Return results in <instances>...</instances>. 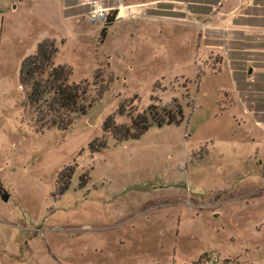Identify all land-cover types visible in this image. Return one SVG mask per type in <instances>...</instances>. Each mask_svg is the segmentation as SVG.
Wrapping results in <instances>:
<instances>
[{
	"label": "rangeland",
	"instance_id": "1",
	"mask_svg": "<svg viewBox=\"0 0 264 264\" xmlns=\"http://www.w3.org/2000/svg\"><path fill=\"white\" fill-rule=\"evenodd\" d=\"M124 1L0 0V264H264V0ZM44 40L87 86L64 130L23 106ZM149 105L183 122L103 131Z\"/></svg>",
	"mask_w": 264,
	"mask_h": 264
},
{
	"label": "trees",
	"instance_id": "2",
	"mask_svg": "<svg viewBox=\"0 0 264 264\" xmlns=\"http://www.w3.org/2000/svg\"><path fill=\"white\" fill-rule=\"evenodd\" d=\"M107 18L108 23H112L115 12ZM105 35L106 26L101 29V36ZM56 51L51 40L39 43L35 53L21 64L19 84L24 93V110L35 124L40 128L57 127L64 130L71 125L76 114H85L90 104H86L87 86L83 82L71 84L70 69L54 65ZM162 112L160 114L156 106L149 105L144 112L133 116L129 125L117 124L112 115L104 120L102 129L116 141H122L139 138L153 124L162 126L183 122L180 106L175 111L163 109ZM118 113H123L122 107H119Z\"/></svg>",
	"mask_w": 264,
	"mask_h": 264
},
{
	"label": "crops",
	"instance_id": "3",
	"mask_svg": "<svg viewBox=\"0 0 264 264\" xmlns=\"http://www.w3.org/2000/svg\"><path fill=\"white\" fill-rule=\"evenodd\" d=\"M103 2H104V0H77L76 5L81 6V7H88L90 9V11H92L95 7H104V8H109V10L116 9L118 11H121L123 9H126L129 6L136 5V3H125L124 0H115L113 3L114 6L105 7L103 5L104 4ZM199 20H201V16H199ZM255 27H257V26H255ZM253 28L254 27H252L250 25H241V24L233 25L232 24L230 30H228L229 34L225 33L224 38L225 39L234 38V32H241L242 35L246 36L245 33L252 32ZM263 28L264 27H261V29H263Z\"/></svg>",
	"mask_w": 264,
	"mask_h": 264
},
{
	"label": "built area",
	"instance_id": "4",
	"mask_svg": "<svg viewBox=\"0 0 264 264\" xmlns=\"http://www.w3.org/2000/svg\"><path fill=\"white\" fill-rule=\"evenodd\" d=\"M109 8L95 7L90 14V20L92 22L104 23L109 14Z\"/></svg>",
	"mask_w": 264,
	"mask_h": 264
},
{
	"label": "water",
	"instance_id": "5",
	"mask_svg": "<svg viewBox=\"0 0 264 264\" xmlns=\"http://www.w3.org/2000/svg\"><path fill=\"white\" fill-rule=\"evenodd\" d=\"M2 198H3L4 201H7L8 200V195L4 194V195H2Z\"/></svg>",
	"mask_w": 264,
	"mask_h": 264
}]
</instances>
